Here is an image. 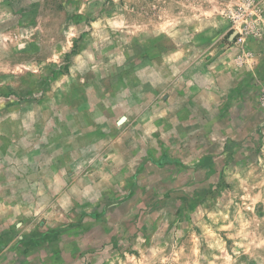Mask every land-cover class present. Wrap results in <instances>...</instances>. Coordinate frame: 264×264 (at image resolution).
<instances>
[{
    "label": "rangeland",
    "instance_id": "obj_1",
    "mask_svg": "<svg viewBox=\"0 0 264 264\" xmlns=\"http://www.w3.org/2000/svg\"><path fill=\"white\" fill-rule=\"evenodd\" d=\"M195 40L253 70L264 0H0V214L24 217L4 258L64 264L28 260L37 185L64 168L104 185L48 224L70 230L67 264H264V82L233 112L177 110Z\"/></svg>",
    "mask_w": 264,
    "mask_h": 264
},
{
    "label": "crops",
    "instance_id": "obj_2",
    "mask_svg": "<svg viewBox=\"0 0 264 264\" xmlns=\"http://www.w3.org/2000/svg\"><path fill=\"white\" fill-rule=\"evenodd\" d=\"M194 47L195 51H198L199 54L196 56V58H192V69L183 72V77L178 80L179 84H177L178 87L175 90L177 96L183 97L184 93L180 90L188 86V95H191L192 97L182 98L180 101H178L175 107L177 110H188V108L192 107L193 112L201 109L214 110L216 112L219 110H229L230 112H233L234 110L238 109V107H240L239 104L242 102V99H245L246 97L251 98L252 96L255 97L256 92L262 83H257L258 81L253 80L252 75H254L253 78H257L259 80L262 78V82H264V40H257L252 44V47L255 49L257 54L255 56V67L253 70H248V68H245V70L234 68L231 63L232 56H228L226 54L227 51H224L226 50L224 47H217L214 51L208 50L209 52H207L205 55H202L201 52L208 49V47L202 41L195 40ZM196 59L198 61H196ZM184 62H186V59ZM179 81H181V85ZM163 83H165V80L163 81V78H161V89H163ZM152 90L155 91L157 89L154 90L152 88ZM251 103L253 104L252 100ZM226 118L231 119L230 115H228ZM181 119L182 118L180 115L178 120L180 121ZM212 119L214 118L212 117ZM178 125H180L179 122ZM65 170L66 169L62 168L60 171L56 172L55 174L58 175V177H55L53 181L40 186L39 184L37 185V189L42 192V194L38 195L40 198L37 199L40 204L39 207L41 206V201L43 200L42 206L46 208V215H41L40 219L38 220L40 221L38 222L40 223V230H38V232H40L39 234L44 239V242L40 244L38 251H30L29 254L31 255L28 260H37L38 263L42 262L40 257H44V255H46L44 250L48 248L51 251L50 255L54 254V251L59 250V256L63 257L64 264H67V257L69 260H71L72 255V246L69 244V241L72 240V235L69 234L70 230L64 228L63 231L56 232V230L53 228L54 232L51 233L47 231L49 230L48 224L52 223L53 221L56 222L62 220L64 223L67 222L66 210L64 211L61 205L89 206V198H86V194H88L89 190H104L103 182L102 187L101 184L98 183L96 186H94L95 183L90 184L88 182L89 179L81 177L74 178L72 173H66ZM103 178L104 176L101 177V180ZM74 192L78 193L76 194ZM54 194H56L55 197L58 199L53 197ZM54 205H56L55 208L52 207ZM19 219L24 220V217L21 215L10 214L8 212V206L5 205L4 211H2L0 214V223H2V227L10 224L11 222H16L17 227L19 224ZM22 223L23 222L20 221V226H22ZM2 227H0V235L3 234L6 229H9V226L6 229L5 227ZM34 227L36 228V226ZM25 231L26 226L23 225L22 229L17 231L18 240L25 237L24 234L20 236V234L25 233ZM12 242L13 241L7 243L5 246H10ZM1 248L0 264H13L14 262H12V260L9 261L8 259L4 258L6 255V248L3 250H1ZM87 248L80 249V254L82 255L80 258V264H84L83 260H85V258H83V256H88ZM14 255L17 258L18 253L15 254V252H13V257ZM18 263L19 262L16 260L15 264Z\"/></svg>",
    "mask_w": 264,
    "mask_h": 264
}]
</instances>
